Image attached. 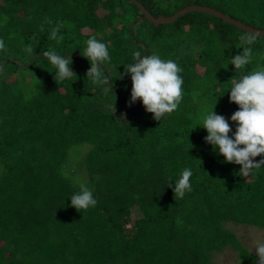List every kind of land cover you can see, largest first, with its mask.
<instances>
[{
	"label": "trees",
	"instance_id": "trees-1",
	"mask_svg": "<svg viewBox=\"0 0 264 264\" xmlns=\"http://www.w3.org/2000/svg\"><path fill=\"white\" fill-rule=\"evenodd\" d=\"M137 1L155 18L197 5L264 31V0ZM58 21L61 42L50 39ZM247 34L197 12L154 26L129 0H0V264H219L226 249L258 264L231 228L264 231V167L240 176L202 127L214 109L234 136L232 82L264 68L262 37L244 70L230 64ZM93 36L108 45L111 86L86 77ZM49 49L70 56L77 77L56 82ZM135 51L183 68V100L160 121L131 103ZM186 167L192 191L175 200ZM81 184L98 203L78 212L70 197Z\"/></svg>",
	"mask_w": 264,
	"mask_h": 264
},
{
	"label": "clouds",
	"instance_id": "clouds-1",
	"mask_svg": "<svg viewBox=\"0 0 264 264\" xmlns=\"http://www.w3.org/2000/svg\"><path fill=\"white\" fill-rule=\"evenodd\" d=\"M46 24L52 21L46 19ZM64 27L62 21H58L50 31V39L57 42L63 41V36L58 35ZM42 32L44 25H41ZM257 40V34L249 33L241 37V47L243 52L235 55L230 64L235 70H244L252 60V48ZM86 48L82 55L91 64L86 73L93 84L110 85V79L103 74L102 65L111 60L108 45L101 42L96 37H90L86 41ZM0 51H6V44L0 39ZM29 52L33 49L29 48ZM51 65L57 69L55 72L56 82H63L66 79L77 77L70 67L72 63L70 56H61L55 50L43 51ZM132 64L125 69V73L131 74L132 91L131 103L140 99L146 111L153 113V118L160 121L166 114L170 115L178 110L183 100V77L180 75L183 68L175 60L162 59L158 53L142 56L141 52H133ZM4 67L0 65V74H3ZM112 90V87H111ZM230 102L239 105V110L232 116L231 120L236 122L237 128L232 138L229 137L231 131L228 121L222 115H217L214 109L203 117V128L207 130L205 137L207 143L217 147L219 154L223 155L225 162L241 165L240 176L248 177L254 175L257 170L264 167V159L254 162L252 158L264 154V68L253 70L243 75L238 81L234 80L230 89ZM115 112V106L113 114ZM243 145V147H240ZM193 172L190 168H184L179 178L175 181L173 188L174 199H183L186 193L192 191L190 178ZM100 177L97 176V180ZM171 179L167 185L171 187ZM138 198V197H137ZM71 206L78 212L88 211L94 208L98 201L94 192L86 184H81L79 191L70 197ZM83 218V217H82ZM258 264H264V242L254 241Z\"/></svg>",
	"mask_w": 264,
	"mask_h": 264
},
{
	"label": "water",
	"instance_id": "water-1",
	"mask_svg": "<svg viewBox=\"0 0 264 264\" xmlns=\"http://www.w3.org/2000/svg\"><path fill=\"white\" fill-rule=\"evenodd\" d=\"M129 1L139 9L141 14L143 15V18L145 20H147L148 22H150L151 24H153L154 26L170 25V24L175 23L181 17H183L189 13L197 12V13H203V14H207V15L216 17L220 20H223L227 24H230V25L238 28L241 31H244L248 34L249 33H255V34H257V37L264 38V31L263 30H256V29H254L250 26H247L240 21L234 20L231 17L223 14L222 12L215 10L213 8H210V7L197 6V5L188 6L184 9L180 10L178 13H176L175 15H173L171 17H163L162 16L159 18H155L139 1H137V0H129Z\"/></svg>",
	"mask_w": 264,
	"mask_h": 264
},
{
	"label": "rangeland",
	"instance_id": "rangeland-1",
	"mask_svg": "<svg viewBox=\"0 0 264 264\" xmlns=\"http://www.w3.org/2000/svg\"><path fill=\"white\" fill-rule=\"evenodd\" d=\"M136 214L133 215V220L135 219ZM232 227V226H230ZM232 231L238 234L239 239L243 243L248 250L256 254V250L254 249L255 244L254 241L264 242V231H260L257 229H249V228H231ZM215 261L219 264H240V260H238L237 253L232 251L231 249H226L221 254L215 257Z\"/></svg>",
	"mask_w": 264,
	"mask_h": 264
}]
</instances>
